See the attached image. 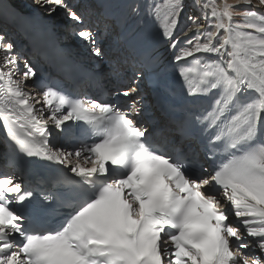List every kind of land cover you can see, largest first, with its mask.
Segmentation results:
<instances>
[{"label": "snow or ice", "instance_id": "1", "mask_svg": "<svg viewBox=\"0 0 264 264\" xmlns=\"http://www.w3.org/2000/svg\"><path fill=\"white\" fill-rule=\"evenodd\" d=\"M33 3L64 10L109 71L82 74L99 96H73L0 34V155L52 173L38 195L0 174V264H264V0H95L108 50L67 0ZM167 74L161 119L143 85Z\"/></svg>", "mask_w": 264, "mask_h": 264}, {"label": "bare ground", "instance_id": "2", "mask_svg": "<svg viewBox=\"0 0 264 264\" xmlns=\"http://www.w3.org/2000/svg\"><path fill=\"white\" fill-rule=\"evenodd\" d=\"M12 2H13V0H11ZM83 1V3H84V6L87 8L88 7V5L89 4H86V2L84 1V0H81L80 2H82ZM2 2V3H1ZM8 3V8H10V9H12V8H14L13 10H17V11H19L18 9L20 8H22L21 10H23V11H26V16L27 17H29L31 20H34V21H41V22H43L44 24H47V22L45 21V19L44 18H40V17H42V11H40V10H38V7H36L35 9L37 10V11H34L32 8H34V6H32L28 1H26V2H21V0H17V3H18V5H15L14 4V6L12 7L11 5L12 4H10L9 2H8V0H0V3H1V5H3V3ZM6 3V4H7ZM16 3V4H17ZM69 4H71L72 5V7L75 9V1L74 0H70L69 2H68ZM185 3H186V8L187 7H190L191 8V0H185ZM93 5H96V3L95 2H93ZM18 8V9H17ZM95 8L97 9V5L95 6ZM90 9V8H89ZM89 9H87V12H86V14H85V12L84 13H78V14H83V15H86V17H87V19H89V15L91 14V12H88V10ZM4 10H6V9H1L0 8V19H5V16H3L2 14H5V11ZM84 11V10H83ZM90 11H92L91 9H90ZM77 12H79V11H77ZM92 13H94L95 15H96V17H98L96 20H98L100 23H101V26L103 27V26H105V23H103L104 22V20L102 19V17H101V15L99 14V12H98V10H96V11H93ZM63 14H65V12H64V10H62V9H58L57 11H56V13L55 14H53L54 16H55V18L57 17V16H60V17H62V20L61 21H59L56 25H55V27H58V28H60L61 30H66L68 27H69V25L71 24V22L70 21H68L66 18H65V16L63 15ZM90 20V19H89ZM0 25L2 26V25H4V23H1L0 22ZM6 25V24H5ZM54 26V25H53ZM26 91L28 90V89H25Z\"/></svg>", "mask_w": 264, "mask_h": 264}, {"label": "rangeland", "instance_id": "3", "mask_svg": "<svg viewBox=\"0 0 264 264\" xmlns=\"http://www.w3.org/2000/svg\"><path fill=\"white\" fill-rule=\"evenodd\" d=\"M10 1V2H9ZM26 1H28L32 6H34V8H32L34 11H37L35 8L36 7H38V6H36L34 3H31V1H29V0H23V1H21V2H26ZM76 3H75V10L76 11H79V12H77V13H84L85 12V14H86V12H87V9H91L92 11H90V9L88 10V12H91V14L89 15V19H90V17L93 19V18H96V15L94 14V13H92L93 11H96L97 9L95 8V6L96 5H93V3H88L89 5H88V7L86 8L85 6H84V3H83V1L82 2H80L81 0H74ZM8 2L10 3V4H12L11 6L13 7L14 6V4L15 5H18V3H17V0H13V2L11 1V0H8ZM32 2H33V0H32ZM7 3V2H6ZM17 3V4H16ZM7 5H8V3H7ZM9 7V6H8ZM8 9H10V8H8ZM14 8H12V9H10V10H13ZM18 9V8H17ZM22 9V8H21ZM20 8L18 9L19 11H17V10H15V11H17V13L18 14H25L26 15V11H23V10H21ZM38 10H40V11H42V17L44 18V19H46V20H49V23H52V24H57L59 21H61L62 20V17H60V16H57L56 18H55V16L52 14L51 16L44 10V9H42V8H40V7H38ZM84 10V11H83ZM191 11V8L190 7H187L186 8V12H190ZM56 13V12H55ZM54 13V14H55ZM64 16L66 15V14H63ZM85 17H86V15H84ZM87 18V17H86ZM26 91V90H25ZM28 91V90H27Z\"/></svg>", "mask_w": 264, "mask_h": 264}]
</instances>
